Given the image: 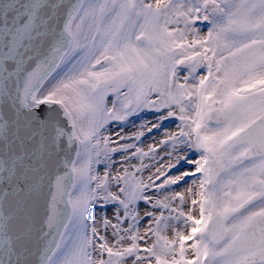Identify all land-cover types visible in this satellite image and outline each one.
Here are the masks:
<instances>
[{
  "label": "snow or ice",
  "instance_id": "6c2138e0",
  "mask_svg": "<svg viewBox=\"0 0 264 264\" xmlns=\"http://www.w3.org/2000/svg\"><path fill=\"white\" fill-rule=\"evenodd\" d=\"M0 264H264V0H0Z\"/></svg>",
  "mask_w": 264,
  "mask_h": 264
},
{
  "label": "bare ground",
  "instance_id": "6f19581e",
  "mask_svg": "<svg viewBox=\"0 0 264 264\" xmlns=\"http://www.w3.org/2000/svg\"><path fill=\"white\" fill-rule=\"evenodd\" d=\"M148 118H151V117L149 116ZM166 127H168V126H166ZM169 127H171V125H170ZM148 140H150V138L146 139L145 143H147ZM143 207H144V206H141V208H143ZM145 223H146V221H145Z\"/></svg>",
  "mask_w": 264,
  "mask_h": 264
},
{
  "label": "rangeland",
  "instance_id": "374dc122",
  "mask_svg": "<svg viewBox=\"0 0 264 264\" xmlns=\"http://www.w3.org/2000/svg\"><path fill=\"white\" fill-rule=\"evenodd\" d=\"M165 126H168V127H169L170 125H165ZM141 206H143V205H141ZM109 211H110V210H109Z\"/></svg>",
  "mask_w": 264,
  "mask_h": 264
}]
</instances>
